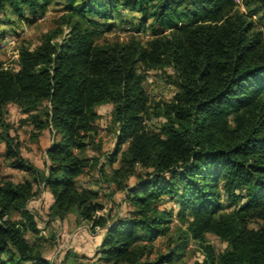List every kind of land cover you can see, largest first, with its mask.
Here are the masks:
<instances>
[{
    "label": "trees",
    "instance_id": "obj_1",
    "mask_svg": "<svg viewBox=\"0 0 264 264\" xmlns=\"http://www.w3.org/2000/svg\"><path fill=\"white\" fill-rule=\"evenodd\" d=\"M52 1L0 0V13L42 17ZM60 1L59 27L36 47L21 46L14 67L0 61V142L7 166L28 176H0V264H51L27 208L40 187L52 197L49 219L73 216L76 225L103 231L100 264H187L191 241L202 255L193 264H264V226L250 227L264 224V26L253 19L264 0H244L245 9L234 0ZM121 9L139 15L135 32L98 43ZM165 67L177 91L156 100L144 72ZM10 104L25 115L31 142L52 134L44 169L21 155V141L9 133ZM105 104L116 134L103 154L96 109ZM92 170L122 194L121 215L102 213L99 190L81 182Z\"/></svg>",
    "mask_w": 264,
    "mask_h": 264
},
{
    "label": "rangeland",
    "instance_id": "obj_2",
    "mask_svg": "<svg viewBox=\"0 0 264 264\" xmlns=\"http://www.w3.org/2000/svg\"><path fill=\"white\" fill-rule=\"evenodd\" d=\"M239 7L241 9H245L244 0L241 1V5H239ZM62 14L63 4L60 0H53L46 13L42 17H32L26 13V19L18 20L16 16L10 15L9 13H0L1 19L6 18L5 24L0 27L1 31L3 32V35L0 36V61L3 63V65L14 67L20 47H36L39 44L41 37L45 33L52 32L59 27V17ZM118 14L119 15L116 18V27H114L111 31L101 33L97 37L98 43L114 40L122 41L125 40L130 34L135 32L134 27L136 24V18L139 15L124 9H121ZM253 19L258 25L264 26V9ZM126 21H131L132 26L129 23H126ZM137 34L143 40L150 36L149 32H145L143 29ZM138 71L142 73V67H139ZM144 74V86L151 98L156 100H170L177 91L175 74L169 67H165L160 70H148L144 72ZM6 110L7 113L4 115V117L10 126L9 133L12 136L18 137L20 140V136L26 135L27 131L26 127H22L23 124L20 122L22 117L12 104L8 105ZM96 110L100 114V118L96 121L98 132L97 139L101 142L102 152L105 154L113 150L115 146V126L110 121L111 105H101L98 106ZM149 124L151 127H156L158 122L157 120H152ZM51 140L52 134L48 131L47 135L42 138L43 145H46L49 142L51 143ZM32 146V142H30L29 139L23 138V141H21V154L28 155L34 159V161L41 162L40 160L42 158L39 156L37 157V153H33V151H31ZM88 154H92V151H89ZM5 161L0 158V176H5L3 174L5 172V167L7 166V162ZM44 161L45 160H43V163ZM116 165L117 164H115V166ZM26 177H28L27 174ZM84 178L90 185L92 184L93 186H96L95 188L99 190V200L105 205V209L102 211V213H106L109 209H111L112 214L121 215L125 211V207L122 204V194L120 192H113L112 185L107 186L104 182L99 181L98 179L100 178L96 171L92 170L87 175H83L81 180ZM14 179L16 181L19 180L18 176H14ZM93 182L97 184H93ZM45 193L39 188V194L35 197L37 199H31L27 204V208L35 213L38 226L41 228V230L44 229V233H42L41 236L45 239V245L48 246L45 248L44 253L51 255L54 252V246L57 247V240L60 241L59 244L62 245L66 237L69 238V240L74 237L78 238L84 235L87 230L90 229L89 224L87 223H83L85 226L78 228L79 225L76 226L72 216H69L68 221L66 220L65 223H59L57 219H49L46 212V206L50 199ZM163 204L167 207H173L174 212H176L177 205L172 200H168V197H166V201L163 202ZM178 225L179 222L174 219L172 226L176 227ZM260 226H264L261 221H253L250 223V227L253 228H258ZM27 237L29 239L32 238L30 234H28ZM207 238L217 251L224 249L225 243L221 242L216 236L207 234ZM52 242L53 244H51ZM68 246L69 243H65L61 250L69 251L73 248ZM155 247L158 252L165 251L163 239L156 241ZM154 256L155 255H153L151 258ZM201 259L202 255L199 251L197 243L191 241L186 251L185 261L187 264H193L196 260ZM66 264L82 263L77 260H68ZM85 264L100 263L95 259L94 261L87 262Z\"/></svg>",
    "mask_w": 264,
    "mask_h": 264
},
{
    "label": "crops",
    "instance_id": "obj_3",
    "mask_svg": "<svg viewBox=\"0 0 264 264\" xmlns=\"http://www.w3.org/2000/svg\"><path fill=\"white\" fill-rule=\"evenodd\" d=\"M14 107L18 110L19 115L22 118H24L25 115L22 114L16 106H14ZM22 127H26L27 131L30 130V127H28L27 125H23ZM47 133H48V131H45L43 133V135L39 138L38 142H32L33 146L31 147V151H33V153H37V157L39 156L42 158L40 160L41 162L34 161V159L29 157L28 155L21 154L24 158L31 161L35 166H37L40 169L45 168V162L47 160L46 154H45V148L50 144V142L47 143L46 145H43V141H42V138H44L47 135ZM20 137H21L20 138L21 141H23V138L28 139V132H26V135H24V136L21 135ZM0 158L5 161L4 143L3 142H0ZM43 160H45L44 163H43ZM3 174L11 176V178L15 182H18L19 180L21 181L24 178H26V174L24 172L18 171L15 169H11L8 166L5 167V172ZM14 176H18L19 180L16 181L14 179ZM85 178L82 179L81 182L84 185H89L88 181ZM40 189L44 193L46 192L45 194H47L49 196V199H50L47 206H46V212H47L48 206L52 202V197H51V194L48 192L47 189H43L42 187H40ZM35 199H37V198H33V200H35ZM73 219H74V217H73ZM66 220L68 221V217L62 221H60V220H58V221H59V223H61V222L65 223ZM83 226H85V225L81 224L78 226V228H81ZM42 233H44V229L41 230L40 235H42ZM102 235H103V231H98V229H96L95 232H91L90 230H87V232L84 235H82L81 237H78V238L74 237L71 240H69V238L66 237V239L64 240L62 245H60L59 244L60 241L57 240V247L54 246L53 254H51V255L46 254V253H43V254L46 258L49 259L51 264H66L68 262V260L69 261L77 260L80 263L85 264L87 262H91V261H94L96 259L95 253H96L98 245L100 244ZM65 243H69L68 247H73V248L70 249L69 251L68 250H65V251L61 250V248L65 245ZM66 246H67V244H66ZM53 259H54V263H53Z\"/></svg>",
    "mask_w": 264,
    "mask_h": 264
},
{
    "label": "built area",
    "instance_id": "obj_4",
    "mask_svg": "<svg viewBox=\"0 0 264 264\" xmlns=\"http://www.w3.org/2000/svg\"><path fill=\"white\" fill-rule=\"evenodd\" d=\"M238 5H241L242 0H234ZM6 67V66H5Z\"/></svg>",
    "mask_w": 264,
    "mask_h": 264
}]
</instances>
